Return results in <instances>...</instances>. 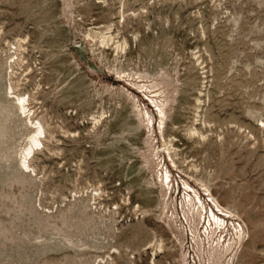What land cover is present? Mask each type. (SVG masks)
Wrapping results in <instances>:
<instances>
[{
  "label": "rangeland",
  "instance_id": "374dc122",
  "mask_svg": "<svg viewBox=\"0 0 264 264\" xmlns=\"http://www.w3.org/2000/svg\"><path fill=\"white\" fill-rule=\"evenodd\" d=\"M0 264H264V0H0Z\"/></svg>",
  "mask_w": 264,
  "mask_h": 264
},
{
  "label": "bare ground",
  "instance_id": "6f19581e",
  "mask_svg": "<svg viewBox=\"0 0 264 264\" xmlns=\"http://www.w3.org/2000/svg\"><path fill=\"white\" fill-rule=\"evenodd\" d=\"M12 90V89H11ZM17 100H18V106H19V108L21 109V111H24V112H26L27 110H29L30 111V109H29V106L27 105V102H26V100H25V97H20V96H17ZM157 106V105H156ZM157 108V107H156ZM158 110H160V113L161 114H163L164 115V112L162 111V109H158ZM148 115V114H147ZM151 121V120H150ZM32 122V121H31ZM152 123V122H151ZM33 126V125H32ZM162 126V125H161ZM35 127V126H34ZM45 133V130H44V127L42 126V124L41 123H38V126H36V132L35 133H33V137L32 138H30V140H31V143H33L32 145H34V146H39V145H41L42 144V140H41V137H42V135ZM33 146V147H34ZM43 146V145H42ZM33 147L31 146V148L28 150V151H26L27 152V155H24L25 157L24 158H22V164L25 166V167H27V168H29L30 166H29V162L27 161V156L28 155H30V153L33 151ZM38 148V147H37ZM30 161V160H29ZM169 173V172H168ZM167 177H169V174H167ZM166 179V181L167 182H169L170 180H167V178H165ZM187 187H188V190H189V192H193V193H195L196 194V196L197 197H199V195H198V193L195 191V190H193L192 189V187H190L189 185H187ZM220 220V219H219Z\"/></svg>",
  "mask_w": 264,
  "mask_h": 264
},
{
  "label": "built area",
  "instance_id": "2783aa9c",
  "mask_svg": "<svg viewBox=\"0 0 264 264\" xmlns=\"http://www.w3.org/2000/svg\"><path fill=\"white\" fill-rule=\"evenodd\" d=\"M239 223H237V226H238Z\"/></svg>",
  "mask_w": 264,
  "mask_h": 264
}]
</instances>
